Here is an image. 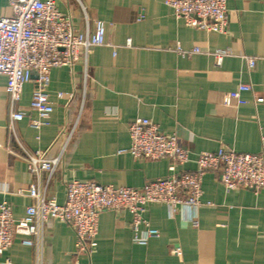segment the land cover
I'll return each mask as SVG.
<instances>
[{
	"label": "crops",
	"instance_id": "0c3cea01",
	"mask_svg": "<svg viewBox=\"0 0 264 264\" xmlns=\"http://www.w3.org/2000/svg\"><path fill=\"white\" fill-rule=\"evenodd\" d=\"M71 16L76 32L91 36L96 22L106 25V42L74 66L51 69L54 111L37 129L29 110L34 82L25 83L15 108L27 116L11 122L7 77L0 74V203L16 219L34 202L30 187L63 203L66 183L95 180L116 187L141 188L149 181L194 170L200 152L221 147L264 153V101L242 93V105L226 106L223 96L250 82L264 97V0H227L226 33L190 27L165 0H56ZM12 15L0 0V17ZM178 48L201 52L183 55ZM228 50L221 64L214 52ZM255 58L249 67L244 56ZM63 93L60 97L59 94ZM149 118L164 133L176 134L192 160L172 172L169 158H136L130 125ZM61 134H70L57 168L32 176L25 151L61 155ZM201 205L180 206L172 215L163 203L148 206L145 218L159 231L146 244L134 238L129 210L100 213L97 246L89 254L77 247L66 222L37 219L39 232L26 244L16 234L0 264H264V188L227 189L219 171L205 173ZM147 226L141 225V234ZM174 250H178L175 252Z\"/></svg>",
	"mask_w": 264,
	"mask_h": 264
},
{
	"label": "built area",
	"instance_id": "2783aa9c",
	"mask_svg": "<svg viewBox=\"0 0 264 264\" xmlns=\"http://www.w3.org/2000/svg\"><path fill=\"white\" fill-rule=\"evenodd\" d=\"M12 15L0 17V74L7 77L6 90L10 96L11 122L27 116V110L15 108L21 98L25 83L34 82L29 110L37 113L30 119V125L41 128L49 123L54 111L50 98L51 69L57 66H74L95 46L106 42V25L96 22L93 35L84 36L76 32L71 16L63 13L56 0H10ZM177 17L183 18L190 27L206 31L226 33L229 13L227 0H165ZM183 55L201 52L199 48L185 50ZM228 50H216L217 63L221 64ZM248 66H255V58L245 55ZM250 91L254 101H264L254 92L253 85L241 83L235 90L226 92L223 104L242 105L247 102L242 93ZM60 97L63 93L59 94ZM131 146L128 151L136 158H169L174 172L179 165L192 160L190 151L183 146L176 134L164 133L149 118H137L130 125ZM63 146L61 155L46 158L43 152L25 151L28 170L32 176L42 172L51 174L59 165L70 134H61ZM194 170H183L149 181L141 188L116 187L101 184L95 180H73L66 183V198L63 203L46 199L36 186L30 187L34 202L26 209L22 219H16L11 205L0 203V255L13 244L16 234L24 235L26 244H33L31 236L38 234L37 219L46 221L49 217L66 222L77 235V247L91 253L97 246L100 213L105 209L129 210L133 214L132 229L137 242L146 244L159 231L151 227L145 218L148 206L154 203L166 204L174 215L180 206L198 208L202 201L203 178L207 171H219L221 182L229 190L264 188V153L238 152L221 147L217 151L198 153ZM141 225L147 226L141 234ZM178 252V250H174Z\"/></svg>",
	"mask_w": 264,
	"mask_h": 264
}]
</instances>
